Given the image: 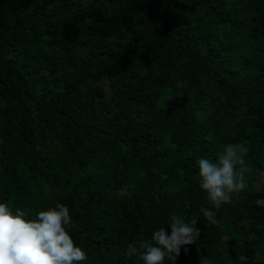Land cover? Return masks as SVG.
<instances>
[{"label":"trees","instance_id":"obj_1","mask_svg":"<svg viewBox=\"0 0 264 264\" xmlns=\"http://www.w3.org/2000/svg\"><path fill=\"white\" fill-rule=\"evenodd\" d=\"M0 264H264V0H0Z\"/></svg>","mask_w":264,"mask_h":264}]
</instances>
